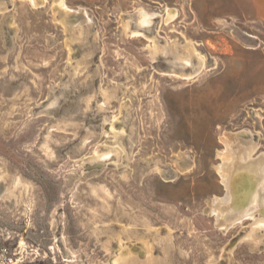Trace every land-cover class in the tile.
<instances>
[{
    "label": "rangeland",
    "instance_id": "374dc122",
    "mask_svg": "<svg viewBox=\"0 0 264 264\" xmlns=\"http://www.w3.org/2000/svg\"><path fill=\"white\" fill-rule=\"evenodd\" d=\"M245 154L264 158V0H0L16 264H264V191L227 199Z\"/></svg>",
    "mask_w": 264,
    "mask_h": 264
},
{
    "label": "bare ground",
    "instance_id": "6f19581e",
    "mask_svg": "<svg viewBox=\"0 0 264 264\" xmlns=\"http://www.w3.org/2000/svg\"><path fill=\"white\" fill-rule=\"evenodd\" d=\"M168 17H172L171 13H169ZM149 22V16L146 15L141 20L142 25H147ZM248 155L245 154L241 156L240 158H242L243 162H238L239 164L237 165L232 164L233 168L229 171V175L226 178L224 176L228 189L227 199L230 201L232 209L237 212L242 211L250 213L252 210H254L252 207L248 208L249 204L251 203V195L253 193L255 194L256 192V196H258L257 200H260L264 191V182L262 181V179H264V158L260 163H254L253 165H250L248 162L250 157ZM258 159L260 161V158ZM236 160L238 161V159ZM260 203L262 204V211L264 213L263 200ZM258 226L264 228V218L258 221ZM18 249L22 254L26 251V243L23 239L19 240ZM123 252L124 251L121 252V255H123Z\"/></svg>",
    "mask_w": 264,
    "mask_h": 264
},
{
    "label": "built area",
    "instance_id": "2783aa9c",
    "mask_svg": "<svg viewBox=\"0 0 264 264\" xmlns=\"http://www.w3.org/2000/svg\"><path fill=\"white\" fill-rule=\"evenodd\" d=\"M0 264H16L13 248L0 239Z\"/></svg>",
    "mask_w": 264,
    "mask_h": 264
}]
</instances>
